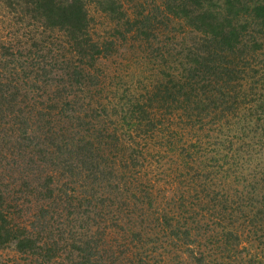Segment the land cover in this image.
I'll return each instance as SVG.
<instances>
[{
  "label": "trees",
  "instance_id": "trees-1",
  "mask_svg": "<svg viewBox=\"0 0 264 264\" xmlns=\"http://www.w3.org/2000/svg\"><path fill=\"white\" fill-rule=\"evenodd\" d=\"M0 3L15 12L16 3L38 12L35 20L50 29L44 36L51 52L50 62L47 56L35 62L31 54L16 51L11 38L0 42V249L17 251L21 264H56L61 257L67 264H157V255L167 264L168 246H176L183 260L181 254L190 251L196 264H232L238 258L243 264H264V0ZM102 19L109 27L116 24L121 42L135 31L146 39L167 33L170 47L155 48V61L164 60L170 68L183 61V82L157 87L162 94L136 102L131 116L113 120L118 113L111 112L113 99L103 101L100 79L90 72L93 62L111 52L108 37L97 32ZM163 51L171 56L163 59ZM166 76L169 82L175 78ZM87 86L101 99L91 108L84 102L89 109L83 112L77 97ZM160 99L179 124L158 141L177 153L179 176L189 181L155 198L154 180L138 178L139 163L153 150L132 143L151 140L155 131L160 138V124L154 122L161 115ZM81 119L85 126H72ZM135 122L126 137L122 126ZM213 132L225 145L217 152L224 174L206 168L199 148ZM174 190L176 205L166 210L164 196L172 198ZM192 195L212 203L208 220L218 221L213 230L223 254L197 255L199 228L187 224L184 208ZM156 222L166 234L164 244L151 234ZM255 239L259 248L246 251Z\"/></svg>",
  "mask_w": 264,
  "mask_h": 264
},
{
  "label": "rangeland",
  "instance_id": "rangeland-1",
  "mask_svg": "<svg viewBox=\"0 0 264 264\" xmlns=\"http://www.w3.org/2000/svg\"><path fill=\"white\" fill-rule=\"evenodd\" d=\"M1 1L2 0H0V2ZM16 6L18 8L17 12L11 11L10 8L5 7L0 3V38H2V41L0 42H8L7 38H11V41L14 42V49L16 51L31 54L32 57L35 58L33 60L35 62L37 60H41L43 56H47L48 62H50L49 58L51 52L49 51L50 49L48 47V39L44 36L45 34H48L50 29H47L43 22L35 20L38 12L32 11L31 9L27 10L26 6L18 5V3H16ZM91 11H94L93 3ZM95 13H97V10ZM98 19L100 20V16L98 17ZM102 23V28L98 27L99 31L97 30V32L100 33L101 36L105 35V37H108L106 38V41L108 42L107 49L111 50V52H109L106 58H100L99 60L93 62V64L91 63L92 65L90 66H92V70L90 72L92 73L93 77H96L97 75L100 79V84L102 85L101 89L103 90L104 95L103 101L106 98L110 97L113 99L112 104H114L115 110L111 111L108 108L111 112H118L112 115L113 120L122 119L127 114L128 116H131L130 110L131 108H133V106L136 107V102L142 103L143 100H146L148 102L147 97L152 98L153 93L157 96H159V94H162L163 91H159V93L157 92V87H164L165 85L178 87L177 85L183 82V61L176 62L174 65H172L171 68L167 65V63L164 62V60L162 63V60L160 62L155 61V48L170 47L167 41V33H162L159 36L151 35L149 39H146V37L141 34V31H135L128 35H125L126 38H123V41L121 42V38L119 36H115L114 29L112 27L116 24L111 23V27H109V23L106 25L103 19ZM107 26L109 27L108 29ZM180 40H183V38H179L178 42ZM152 47H154V49H152ZM40 53H42L43 55ZM163 54V59L169 58L171 56L169 55V53H165L164 51ZM40 55H42L41 58ZM159 69H163L167 72H158ZM168 73H172V75H174L175 77L172 78L173 81L171 82H169L171 79L170 76H166V74ZM176 75L179 78V81ZM60 76H63L62 73ZM181 76L182 78H180ZM174 79H177V81ZM158 80L160 81L158 82ZM118 82L120 83L117 84ZM155 84L157 85L153 89H151V87H153ZM87 88L88 86L85 88V91ZM89 88L90 90H87L82 95L77 97L79 105L82 107L80 111L83 110V112H86L89 109V107L87 108V106L84 105V102H86V104L91 108L95 106L94 101H100L101 99L96 96L97 93L95 92V88ZM77 89L78 85L75 84L74 90ZM49 93L53 94L51 92ZM53 96L55 97L56 94L54 93ZM45 98L48 99L49 97ZM161 102L163 104L167 103L162 99L159 100V104L161 105L159 111H161V115L157 113L154 118V122L157 121L159 122L158 124H160L159 126L161 129L157 131L160 138L157 139V136H154V134L156 133L155 131L153 132L154 134L151 140L147 141L145 137H140L139 139H137L138 144L135 142L132 143L133 145H135V148L147 147L145 149L140 148L145 152L153 150L152 154L145 159L144 164L143 162L139 163L138 170H140V173L138 174V178L145 180L142 181L140 179L142 182L147 183H149V179L154 180V184L156 185L154 189L155 198H157L158 196L161 197V195L164 194H171L172 186H175L176 184L180 186V181L182 183H186L187 181H189L188 178L179 176L181 174L180 171H178V168H181L179 166L181 163H179L176 156L173 155L174 153L177 155V153L175 151L171 153L167 150H164V148H162L160 145V141H158L160 139L162 141L166 139V137H169L168 132L175 130L177 125L179 124L178 122L176 123L177 119H175V115H169V111H166V109L162 107ZM159 104L155 102V105L158 108ZM81 116L85 118L83 113H81ZM158 119H161V121H158ZM193 119H195V116L193 117ZM85 120L89 121L90 119L85 118ZM136 122L131 126H122L124 133H126V137H129L128 134L132 132L131 130H133V128H136ZM71 123L66 124L69 126L71 125ZM81 123L84 126L86 125L85 121L81 119L76 120L72 126L78 127ZM106 124L111 126L112 128L115 127V125L110 122H106ZM95 125V129L99 127L98 122ZM210 125L212 126L213 123H210ZM181 128L183 130H189V128H183L182 126ZM98 129H100V127ZM214 129H218V125H215ZM84 130L86 131L87 129L84 128ZM123 131L121 133L122 138L124 136ZM133 132L136 133V131ZM139 132L143 133V131ZM217 133L218 132H213L212 137H208L206 135V138L203 139L202 142H200L199 148L201 152H204L206 154V158H204L205 163L209 165V167L206 168H209L217 173L224 174L222 170V166L224 165V163L221 162V156L219 154L217 155V152H219V150H221L220 152H222V150H224L223 146L225 147V145L220 142V137L222 136L219 137ZM205 140L208 141V143H206ZM209 142H211L210 146ZM217 143H219L218 146ZM148 145L151 148H148ZM185 154L186 152L184 153V155ZM142 164L143 166H141ZM194 165L198 166V160L194 162ZM140 188L147 193L153 192L152 189L146 186H141ZM176 194L177 191L174 190V196L172 195L173 197H170L171 199L164 196V207L166 208V210L173 208V206L176 205V200L174 199ZM192 197V202L186 199L185 203L187 205L184 207L187 212L185 216L190 217V220L187 222V224L192 226V223L195 222V227L199 228V244L197 246L198 248H196L197 255L200 256V254H202V256L209 258V256H211V254H214V252H216L217 250L221 252L222 248V246L220 247L213 230L214 228L218 230V221H214V219H211L212 217H210L208 220L209 212L212 207V203L209 202V198L202 200V198H199L197 195H192ZM201 214L203 215L202 218ZM161 227L162 226L157 222L153 224V227H151V234L155 238V242L159 245L164 244L166 239V234H164L165 232H160ZM255 240L256 242H254L253 244L248 243L246 245V247L250 249L246 251H256L257 248H259V241L257 239ZM220 243L221 245H224L222 241ZM158 250L161 251L160 249ZM166 250L167 251L165 257L167 260V264H178V261H180V263L181 261H184V264H196V262L192 258L188 257L190 251L181 254L184 258H186V260H183L176 256V254H180L178 253V251H176V246H168L166 247ZM223 250L225 251V249L222 248V252ZM222 252L221 254H223ZM155 256L156 255H154V258ZM221 257L222 256L220 255L219 258ZM156 258L157 260H161V262L159 261L157 262V264H165L163 261V257L157 255ZM21 259V255L17 251L11 249V247L0 249V264H21ZM62 262L63 264H67L64 257L59 258L56 264ZM232 264H243V261L241 260V258H238L237 261L234 260V263Z\"/></svg>",
  "mask_w": 264,
  "mask_h": 264
}]
</instances>
